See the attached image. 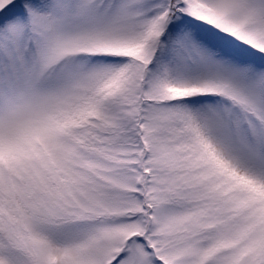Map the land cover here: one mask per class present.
<instances>
[{"label":"snow or ice","instance_id":"obj_1","mask_svg":"<svg viewBox=\"0 0 264 264\" xmlns=\"http://www.w3.org/2000/svg\"><path fill=\"white\" fill-rule=\"evenodd\" d=\"M0 264H264V0H0Z\"/></svg>","mask_w":264,"mask_h":264}]
</instances>
